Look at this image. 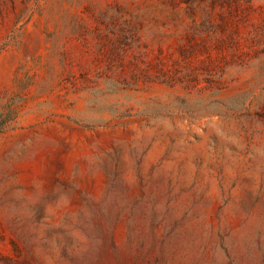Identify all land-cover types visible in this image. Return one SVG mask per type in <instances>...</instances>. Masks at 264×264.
Listing matches in <instances>:
<instances>
[{"label":"rangeland","instance_id":"obj_1","mask_svg":"<svg viewBox=\"0 0 264 264\" xmlns=\"http://www.w3.org/2000/svg\"><path fill=\"white\" fill-rule=\"evenodd\" d=\"M0 264H264V0H0Z\"/></svg>","mask_w":264,"mask_h":264}]
</instances>
